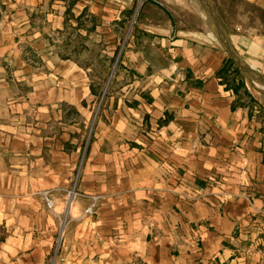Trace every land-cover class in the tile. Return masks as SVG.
<instances>
[{
	"label": "crops",
	"instance_id": "crops-1",
	"mask_svg": "<svg viewBox=\"0 0 264 264\" xmlns=\"http://www.w3.org/2000/svg\"><path fill=\"white\" fill-rule=\"evenodd\" d=\"M207 1L264 73V0ZM227 60L199 0H0V264H264V95Z\"/></svg>",
	"mask_w": 264,
	"mask_h": 264
},
{
	"label": "rangeland",
	"instance_id": "rangeland-1",
	"mask_svg": "<svg viewBox=\"0 0 264 264\" xmlns=\"http://www.w3.org/2000/svg\"><path fill=\"white\" fill-rule=\"evenodd\" d=\"M141 2V1H140ZM222 2V6L224 7V13H226V16H222L224 17V19H231V18H236V14L235 13V10L237 8H241V9H247V7L240 1L238 0H221ZM184 12V11H182ZM177 13H181V11H177ZM186 13V12H185ZM182 16V15H181ZM262 17V16H261ZM191 21V25L192 26H195V27H203L200 23H198L196 21V19L194 18H191L190 19ZM82 43H80L81 45ZM83 46L87 47L86 45L83 44ZM88 50H90L91 52H96V49L94 46H90V47H87ZM88 55H83V56H80L82 57V62L83 63H86V59H88L89 57H87ZM94 65L96 66L98 72L101 74L103 71H104V68L106 66L105 62L102 61L101 59H98L97 56H94ZM260 72L263 73V71L261 70ZM264 74V73H263ZM225 77H226V80H227V85L228 86H231L232 88L234 87L235 90L237 91H244V89L246 88V86H248V88L251 90V91H257L259 92L260 94H263L264 95V87L260 86V85H254L252 84L248 78H246V76L237 68V66L232 62V60H227L226 62V65H225ZM92 123V121H91ZM75 180L76 179V175L74 177V179L72 180V182H70L69 184V187H68V194L72 193V192H76V183H75ZM67 194V195H68ZM69 198L70 200H73L75 198L74 197H70L69 195ZM46 204V203H45ZM47 206V205H46Z\"/></svg>",
	"mask_w": 264,
	"mask_h": 264
},
{
	"label": "water",
	"instance_id": "water-1",
	"mask_svg": "<svg viewBox=\"0 0 264 264\" xmlns=\"http://www.w3.org/2000/svg\"><path fill=\"white\" fill-rule=\"evenodd\" d=\"M202 4V7L205 10V13L208 17V22L212 27L214 34L216 35L217 40L221 44V46L226 51L227 56L230 60L237 66V68L248 78V80L254 85H260L264 87V74L259 70L247 65L243 62L238 55L233 50L230 45L227 33L222 23L218 19L217 15L213 11L207 0H199Z\"/></svg>",
	"mask_w": 264,
	"mask_h": 264
},
{
	"label": "built area",
	"instance_id": "built-area-1",
	"mask_svg": "<svg viewBox=\"0 0 264 264\" xmlns=\"http://www.w3.org/2000/svg\"><path fill=\"white\" fill-rule=\"evenodd\" d=\"M105 90H106V88H105L104 91L102 92V95H101V97L98 99V102H97L96 107H95V109H94V114H93V118H92V124H93L95 118L97 117V114H98L99 109H100V107H101V104H102V101H103V96H104V94H105ZM91 126H92V125H91ZM90 130H91V128H90ZM87 138H89V134H88ZM76 179H77V176H76ZM76 181H77V180H75V183H76ZM69 195H70V197H74V196L76 195V192H72V193L68 194V196H69ZM43 197H44V200H45V203H46L47 207H48L49 209H52V207H53V199H52L47 193H44V194H43ZM95 205H96V198H94V199L92 200V202H91V203L85 208L84 213H85V214H92V213L94 212Z\"/></svg>",
	"mask_w": 264,
	"mask_h": 264
},
{
	"label": "trees",
	"instance_id": "trees-1",
	"mask_svg": "<svg viewBox=\"0 0 264 264\" xmlns=\"http://www.w3.org/2000/svg\"><path fill=\"white\" fill-rule=\"evenodd\" d=\"M233 89L235 90V88L233 87Z\"/></svg>",
	"mask_w": 264,
	"mask_h": 264
}]
</instances>
